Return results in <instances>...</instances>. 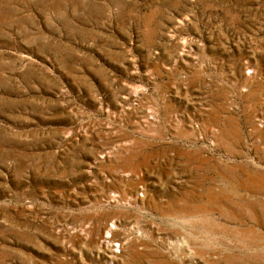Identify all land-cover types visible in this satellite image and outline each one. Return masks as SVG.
<instances>
[{"label": "rangeland", "instance_id": "374dc122", "mask_svg": "<svg viewBox=\"0 0 264 264\" xmlns=\"http://www.w3.org/2000/svg\"><path fill=\"white\" fill-rule=\"evenodd\" d=\"M0 264H264V0H0Z\"/></svg>", "mask_w": 264, "mask_h": 264}, {"label": "bare ground", "instance_id": "6f19581e", "mask_svg": "<svg viewBox=\"0 0 264 264\" xmlns=\"http://www.w3.org/2000/svg\"><path fill=\"white\" fill-rule=\"evenodd\" d=\"M110 229H112V227H111ZM110 229H108V231H109Z\"/></svg>", "mask_w": 264, "mask_h": 264}]
</instances>
